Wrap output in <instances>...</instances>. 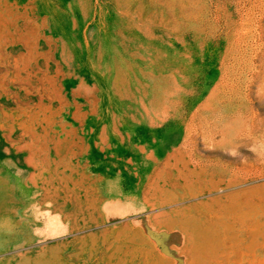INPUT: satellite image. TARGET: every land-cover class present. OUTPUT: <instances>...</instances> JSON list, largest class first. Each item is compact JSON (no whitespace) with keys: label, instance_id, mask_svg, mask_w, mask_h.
<instances>
[{"label":"rangeland","instance_id":"374dc122","mask_svg":"<svg viewBox=\"0 0 264 264\" xmlns=\"http://www.w3.org/2000/svg\"><path fill=\"white\" fill-rule=\"evenodd\" d=\"M0 264H264V0H0Z\"/></svg>","mask_w":264,"mask_h":264},{"label":"bare ground","instance_id":"6f19581e","mask_svg":"<svg viewBox=\"0 0 264 264\" xmlns=\"http://www.w3.org/2000/svg\"><path fill=\"white\" fill-rule=\"evenodd\" d=\"M128 165V164H127ZM129 166V165H128ZM127 166V169H128V174H129V176H132V174H131V172H130V168ZM125 168H126V165H125ZM76 169V168H75ZM78 173H80L79 171H78ZM39 175H40V173H39ZM36 176V175H35ZM74 176L76 177V174H74ZM73 176V177H74ZM78 176V175H77ZM79 176H80V174H79ZM37 177V176H36ZM35 177V178H36ZM39 177V176H38ZM59 177H61L60 175H59ZM58 177V178H59ZM42 178V177H41ZM37 179V178H36ZM55 179H57V178H55ZM78 179V178H77ZM41 180V179H40ZM66 180V179H65ZM61 181V180H60ZM59 181V182H60ZM85 181V180H84ZM47 182V181H46ZM58 182V181H57ZM71 182V181H70ZM69 182V180L68 181H65V183H64V185H65V187L66 188H68V189H70L72 192H74L75 193V197L77 198V200L78 201H81V200H84L85 198H86V192H85V190H84V188L82 187L83 185L81 184V183H79V184H76V183H70ZM43 183H45V181L43 182ZM62 183V182H61ZM38 184H39V182H38ZM59 185V184H58ZM57 185V186H58ZM63 185V186H64ZM56 186V185H55ZM56 186V187H57ZM60 187V186H59ZM87 189V188H86ZM83 191V192H82ZM81 192H82V194L83 195H81ZM88 200V199H87ZM86 203V202H85ZM84 203V204H85Z\"/></svg>","mask_w":264,"mask_h":264}]
</instances>
